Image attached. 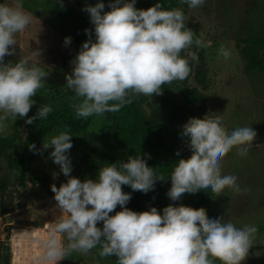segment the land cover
Returning a JSON list of instances; mask_svg holds the SVG:
<instances>
[{"label": "clouds", "instance_id": "clouds-1", "mask_svg": "<svg viewBox=\"0 0 264 264\" xmlns=\"http://www.w3.org/2000/svg\"><path fill=\"white\" fill-rule=\"evenodd\" d=\"M135 2L108 0L109 10L104 11L105 4L96 0L82 8L89 15L94 38L81 42L64 83L74 92L72 108L79 117L119 110L131 102L130 91L151 97L160 94L162 84L189 75V58L198 62L195 51L181 56V50L193 43L197 48L206 46L199 36L194 38L181 9L162 7L161 0L147 8H137ZM186 2L197 7L204 0ZM32 18L23 0H0V134L6 132L10 117H25L31 124L52 111L45 104L35 116H26L49 72L37 63L30 64L29 57L4 60L6 54L15 53L14 34L24 30ZM84 31L88 35L89 30ZM70 40L65 36L64 45ZM218 55L228 58L230 51L222 45ZM31 56L40 57V49H34ZM179 135L186 138L191 154L176 160L166 192L170 200H179L185 192L220 193L226 186L241 190L236 175L221 174L220 160L233 146L239 155H246L257 135L254 128L245 125L226 130L221 115L190 116ZM70 136L60 131L41 146H51L48 155L67 178L59 187L50 184L60 214L42 241L45 264H56L69 250L87 252L97 245L99 255H115L116 264H214V259L221 264H241L245 259L255 225L237 227L221 216L212 218L183 204L169 203L159 211L153 205L140 211L125 207L131 193L121 185L146 193L163 178L140 154L100 166L95 179L72 176ZM28 148L40 151L34 143ZM117 205L119 210L113 212ZM98 221L102 222L99 227Z\"/></svg>", "mask_w": 264, "mask_h": 264}, {"label": "rangeland", "instance_id": "rangeland-1", "mask_svg": "<svg viewBox=\"0 0 264 264\" xmlns=\"http://www.w3.org/2000/svg\"><path fill=\"white\" fill-rule=\"evenodd\" d=\"M73 1L23 0V8L33 13V18L24 30L14 34L15 53L5 55L6 62L29 57L30 64L37 63L49 72L44 78L45 83L36 92L45 96L55 109L72 108L74 102V94H64L65 91H73L64 85L65 73H71L72 65L63 61L76 53L67 17V4L72 5ZM75 1L81 8L96 2ZM102 2L105 4L104 11L109 10L108 0ZM143 2L136 0L134 6L140 8ZM173 8L182 10L186 26L206 43L200 48L193 43L180 53L186 56L190 50L196 53L202 51L208 81L204 92L206 99L202 106L197 103L183 106L182 88L185 85L197 87L193 80L195 61L189 58L191 71L185 79L162 84L160 94H153L152 97L135 94L142 114L157 124L164 123L161 128L163 140L167 146L177 150L188 149L186 138L179 132L181 125L192 114L196 117L221 115L222 126L226 130L250 125L257 135L246 155H239L237 147L233 146L220 160L221 174L236 175V183L241 189L239 192L226 186L220 193L185 192L177 201L170 200L166 195L163 206L183 204L200 209L212 218L221 216L222 221H231L237 227L255 225L252 245L241 264H264V75L257 71H245L240 54L242 39L264 36V0H204L197 7H189L183 0ZM86 28L88 36L94 38L87 12ZM65 36L71 38L68 45L63 43ZM222 45L230 51L228 58L218 55ZM34 49H40V57L31 56ZM172 112L175 115L169 118ZM15 118L10 117L6 121L8 127L0 136L12 131ZM60 131L58 127L52 128L35 146L40 149L39 152L29 150L24 155L22 178L19 168L9 167L8 157L18 155V147L25 134L0 156V186H5L0 197V209L9 211L6 214L0 212V264H45L42 241L50 224L55 223L54 218L60 214L55 207L50 184L59 187L67 178L49 157L51 146L47 149L41 146ZM70 139V175L81 180L95 179L100 166L119 161L123 156L112 141L108 122L100 116H94L86 130L71 134ZM118 210L116 207L113 212ZM37 238L41 250L35 247L38 246L34 243ZM61 238L66 245V237L61 234ZM99 248L100 245H97L87 252L69 250L56 264H116L109 255L100 256ZM37 257L39 261L35 262ZM214 264L221 262L214 259Z\"/></svg>", "mask_w": 264, "mask_h": 264}, {"label": "trees", "instance_id": "trees-1", "mask_svg": "<svg viewBox=\"0 0 264 264\" xmlns=\"http://www.w3.org/2000/svg\"><path fill=\"white\" fill-rule=\"evenodd\" d=\"M54 2L64 3L68 0H52ZM183 0H161V6L165 8H173V6ZM155 3V0H144L140 8H147ZM67 17L68 23L71 27L72 41L75 52L78 51L82 41L89 38L85 34L86 28V12L82 10L77 1H73L72 5H68ZM194 33V32H193ZM198 34L194 33V38ZM242 47L240 54L244 61L245 71H257L264 75V36L248 37L241 40ZM198 62L195 61L193 68V80L197 87H190L185 85L182 88L181 94L183 98V106H192L199 104L202 106L206 96L205 91L208 87L206 77V64L202 51L197 53ZM6 62V59L4 57ZM71 58L64 59V63L70 64ZM64 94H74L73 91H65ZM132 96L131 102L123 105L117 111H106L103 114H92L88 117H79L76 115L73 108L55 109L52 103L43 95L35 93L33 99L35 104L30 106L26 116H35L38 107L45 104L52 106V111L46 117L34 119L31 124L25 122V117L16 116L12 131L6 136H0V156L10 148L14 141L21 138L24 133L25 136L21 145L18 147V155L16 157H8V165L11 169L19 168L20 178L23 176L22 161L24 155L29 152L28 144L34 143L35 146L39 140L44 137L52 128L58 127L62 131H67L69 134H75L86 130L94 116L104 118L109 124V131L115 147L121 151L122 158L126 159L128 155L140 154L146 160L147 165L152 166L154 173L163 179H157L153 189L146 193L139 190H132L127 185H122L123 191L130 192L131 198L126 203L128 207L135 211L146 210L149 205H153L159 211L163 207L166 192L170 187V174L178 158L189 156L190 149H173L167 146L161 134V128L164 123L157 124L152 120L144 117L134 93L129 92ZM111 103V101H110ZM172 112L168 117H174ZM191 116H195L192 114ZM145 153L148 156L145 157ZM119 160V161H120ZM5 189L4 184L0 186V197L3 195ZM119 209L120 206L117 205ZM0 212L4 214L8 211ZM102 222H98L97 226H101ZM110 259L116 263L115 255H109Z\"/></svg>", "mask_w": 264, "mask_h": 264}, {"label": "crops", "instance_id": "crops-1", "mask_svg": "<svg viewBox=\"0 0 264 264\" xmlns=\"http://www.w3.org/2000/svg\"><path fill=\"white\" fill-rule=\"evenodd\" d=\"M8 212H9V211H8ZM8 212H7V213H8ZM5 214H6V213H5ZM13 230H15V229H13ZM43 230H44V228H42V231H43ZM23 236H24V234H23ZM12 239H13V238H11V241H12ZM37 239H38V238H37ZM21 240H22V239H21ZM38 242L40 243V240H39V239L36 240V242H34V243H38ZM18 243L20 244V241H19ZM39 243H38V246H35V247H38V248H40L39 250H41L42 246H41ZM12 244H13V242H12ZM37 259H38V260H35V262H38V261H39V258H38V257H37Z\"/></svg>", "mask_w": 264, "mask_h": 264}, {"label": "built area", "instance_id": "built-area-1", "mask_svg": "<svg viewBox=\"0 0 264 264\" xmlns=\"http://www.w3.org/2000/svg\"><path fill=\"white\" fill-rule=\"evenodd\" d=\"M47 231V230H46Z\"/></svg>", "mask_w": 264, "mask_h": 264}]
</instances>
